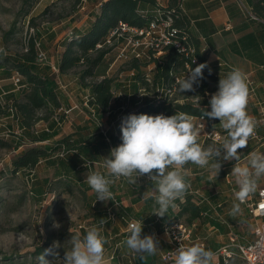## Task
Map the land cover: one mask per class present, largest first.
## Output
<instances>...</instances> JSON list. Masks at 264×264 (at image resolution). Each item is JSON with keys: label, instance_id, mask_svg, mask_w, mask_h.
Segmentation results:
<instances>
[{"label": "trees", "instance_id": "1", "mask_svg": "<svg viewBox=\"0 0 264 264\" xmlns=\"http://www.w3.org/2000/svg\"><path fill=\"white\" fill-rule=\"evenodd\" d=\"M69 1L71 13H77L90 5L93 8L87 14L86 24L74 27L65 38L58 42L57 47L59 46L61 50L55 53L58 57L54 66L60 75L78 70L76 84L82 96L85 95L84 109L89 118L82 124L74 125L73 131L69 134L55 138L60 133L61 122L67 117L63 111L65 94L59 89L55 72L49 61L53 55L47 52L45 40H42L43 34L39 36L36 32L27 38L22 52L8 54L3 49L0 50V148L14 152L7 166L10 176L14 177L22 172L27 180L29 178L30 193L35 197L65 195L79 197L86 201L89 191L94 196L96 194L83 180L85 166L93 167L96 163L103 166V157L108 156L110 149L122 142L120 131L122 118L129 114L163 113L170 116L177 112L198 117L202 115L203 109L211 110L205 97V93L212 90L211 84H218L219 79L225 78L232 68L223 64L216 69L208 66L203 70L204 78L198 86H195L194 92L179 91L175 77L182 75L185 65L189 64L190 69H194L198 64L206 63L205 56L200 50V39L190 32L189 21L183 14V0H166L165 4L158 0ZM246 1L250 5L252 16L264 22V0ZM34 2L36 1L23 0L20 13L24 17L27 18L30 15ZM48 10L49 8L44 9L42 14H47ZM63 16L65 15H60V17ZM152 19L171 21L173 29L171 43L162 45L160 49L144 50L141 57L126 55V69L132 71L130 77L132 95L128 100L120 96L115 98L122 85L109 72L114 61L110 56L112 48L107 45L97 47V44L101 43L110 31L118 27L120 22L142 28ZM33 21V18L28 17L29 23L33 24ZM13 32L14 29L10 33ZM46 34L47 40L52 41L54 33L49 30ZM176 42L180 44V47L175 45ZM182 47L190 48L192 51L185 53L181 50ZM39 51L46 54L47 61L37 60ZM158 51L161 52L157 53ZM15 71L21 76L18 85L11 81ZM173 85H175L174 89ZM156 87L163 88L161 97L138 99L135 96L141 89L152 92L156 90ZM125 102L129 106L122 110ZM207 120L210 121V119ZM40 122L45 124L43 128H37ZM104 123L110 126L105 131L101 130V125ZM214 125L215 123L210 124L212 128ZM198 142L206 145L210 141L199 136ZM184 167L194 170L197 166L189 163ZM39 168H42L44 176H41ZM205 173L208 172L201 170L195 171L193 176L185 175L190 187L182 198L175 201L176 207H170L164 217L152 214L154 210L152 197L144 199L142 210L132 213L130 208L122 205V200L117 195L118 190H128L140 195L147 187L151 186L155 189V185L147 177L138 179L135 184L128 183L125 178L115 181V186L110 188L113 200H109L110 202L106 205H100L102 201H96L97 197L90 199L88 210L92 213L89 215L97 216L100 222L101 219L105 220L106 228L101 229V226H96L102 235L103 231L115 232L110 223L113 219L109 218L107 213L109 208L114 207V217L122 222L124 219L147 220L143 222L142 235L161 232L166 225L169 226L173 222L191 226L196 219L200 218L224 234L228 233V226H230V231L242 239L252 238L254 229L248 228V225L249 227L250 224L252 225L248 219L249 213L232 216L230 212H224L220 206V203L225 201V196L217 192L210 193L207 190L202 192L200 188L192 187L194 183L212 184L220 190L221 187L229 184L227 178L231 176L230 164L221 168L218 176L205 178ZM239 225L246 229L242 227L240 230ZM91 227L93 225L89 228ZM87 230L82 231V238ZM128 235L129 232L119 234L113 242L115 244L121 242L120 247L129 251L123 243ZM200 239L207 240L204 236ZM45 244L50 247L47 241ZM226 244L228 240L222 243L209 240L207 249L216 252L219 264H231V262L246 264L233 247H230L231 256L224 261L219 251ZM44 250V247L38 248L33 255L39 256ZM48 257L50 256L45 258ZM161 257L155 254L140 259L136 256L132 264H168Z\"/></svg>", "mask_w": 264, "mask_h": 264}, {"label": "clouds", "instance_id": "2", "mask_svg": "<svg viewBox=\"0 0 264 264\" xmlns=\"http://www.w3.org/2000/svg\"><path fill=\"white\" fill-rule=\"evenodd\" d=\"M207 63L198 64L183 78L176 81L179 91L194 92L203 77ZM249 88L245 74L233 69L225 78H220L218 90L211 94L210 111L203 109L202 118L218 119L227 132L220 146L202 147L198 142L200 130L193 123V117L184 112L166 116L129 114L122 118L120 125L121 143L110 149L103 157L106 173L89 172L85 182L95 192L96 201L113 200L110 190L115 181L125 178L135 184L147 177L155 185L153 213L164 217L169 208H175V201L182 198L190 185L186 182L184 166L191 163L200 168L209 167L218 176L223 161H239L240 151L248 146L255 134L256 123L247 112ZM223 153V155H222ZM232 175L238 186L230 215L241 213L243 204L257 189V182L264 177V153L249 154L245 166L234 165ZM101 223H105L101 219ZM59 228V224H54ZM143 221H132L128 226L129 235L123 242L140 259L155 255L159 241L155 234L142 235ZM71 249L65 251L63 264H104L107 239L98 227L89 228L81 238L72 236ZM58 242L45 249L38 257L39 264H53L45 257L52 255L59 259ZM214 254L203 245L195 243L188 247H178L174 264H212Z\"/></svg>", "mask_w": 264, "mask_h": 264}, {"label": "crops", "instance_id": "3", "mask_svg": "<svg viewBox=\"0 0 264 264\" xmlns=\"http://www.w3.org/2000/svg\"><path fill=\"white\" fill-rule=\"evenodd\" d=\"M244 2L250 9L249 3L246 0H244ZM182 11L189 21L190 32L200 39V50L205 56V62L210 68L216 69L220 64H223L224 66L241 70L243 73L248 74L252 79L253 91H249L247 112L254 120L257 121L258 124L255 128V133H257V135L262 139L251 137L248 141V146L240 151L239 161H223L221 157L222 168L226 164H230V170H232L234 165L245 166L248 163L250 153H264V22L261 19H257L255 17L252 18V16H248L247 14L243 13L235 0H183ZM207 40H209V42H207ZM59 51L60 50H57V53ZM57 57L58 54H56L55 57L53 55L49 58L51 65L55 64ZM77 71L78 70L70 71L64 75H60L58 71H54L55 78L59 84V89L65 94L63 108L71 109L67 114V117H65V119L61 122L59 126L60 133L55 138L69 134L73 131L74 125L82 124L87 118H89L84 109L85 95L82 96V92H80V90L77 88ZM131 75L132 71L128 70L126 80L116 79V81L121 83L122 88L117 91L115 98L118 96L122 98L125 97L126 100L130 98L132 95L130 91ZM211 89V92H206L209 94L205 95L208 104L211 94L218 90V84L212 83ZM135 96L138 99L143 97L151 98L149 94L146 92H141V90ZM125 103L126 104L122 106V110L129 106L127 102ZM65 123H67V127L64 129L62 124ZM214 123L215 128L218 127L217 129L226 132L221 127L220 121L218 119L213 120V124ZM44 126L45 124L43 122L37 124V128H43ZM109 128L110 126L106 123L101 125V130L103 131ZM209 141L210 142L206 145L201 143L202 147L207 148L209 145L220 146L223 142V140L219 143L213 142L211 140ZM201 170L208 172L205 173V178H212L215 176L212 174V171L209 167L203 169L197 166L194 168V170L190 167H184L183 171L185 175L193 176L195 175V171L200 172ZM93 171L106 173V169L103 168V166L97 165V163L93 167L87 165L85 166V170L83 172V180H85V176L89 172ZM227 180L229 184L224 185L220 188V190H217L212 184L203 185L202 183H192L193 186H191L194 188H200L202 192L207 190L210 193L217 192V194L225 196V201L223 200L224 202H221L220 206L222 210L227 213L230 212L234 202L238 203V201H235L234 193L239 190L232 172L231 176L228 177ZM257 185L256 191L250 194L247 199L256 197L257 190L264 187V177L258 180ZM112 186L115 185L113 184L111 187ZM155 193V189L151 188V186L144 189L143 193L140 195L134 194L128 190L117 191L118 197L122 200V205L130 208L132 213L142 210L144 199L146 197L155 196ZM93 198L95 199L96 196H94L91 191L88 192L86 201L79 198L82 201L84 212V216L82 217L83 221L79 222L83 225V227L79 230L80 232L87 230L92 225H99L101 226V229L106 228L104 223L102 224L100 221H98L97 216L95 217L89 215L92 213V211L88 210V201ZM108 202L110 201L101 202L100 205H106ZM241 209V214L249 213L244 203L241 204ZM248 219L252 222L251 227L253 228L254 220L251 217V214L248 216ZM127 220L124 219L122 222L119 218H116L110 222L112 224L111 226L117 233L111 230H108L107 233L103 231V236L109 243H113L115 248L120 245L121 242L115 244L113 239L119 234L128 232ZM143 222L145 223L147 220H143ZM191 227H193L192 229L194 236H204L207 238V248L209 246V240H215L217 243H222L225 240H228L227 234L220 232L218 228H214V226L210 225L209 222H203L200 218L196 219ZM155 236L159 241L156 254L160 256L162 252L166 251L170 247L168 243L169 238L163 231L156 232ZM127 252V254H129L127 255V261L129 264H132L137 255L131 250ZM217 261H219V257L216 254L213 256L212 264H216Z\"/></svg>", "mask_w": 264, "mask_h": 264}, {"label": "rangeland", "instance_id": "4", "mask_svg": "<svg viewBox=\"0 0 264 264\" xmlns=\"http://www.w3.org/2000/svg\"><path fill=\"white\" fill-rule=\"evenodd\" d=\"M35 1L28 16L34 19L32 24L28 22V17L20 13L23 0H0V50L3 49L8 54L22 52L27 38L37 32L39 36L43 34L42 40H45L48 54L55 55L57 50H61L57 47L58 42L74 27L86 24L87 14L93 8L90 5L77 13H71L69 0ZM48 8V13L42 14ZM13 29L14 32L10 33ZM49 30L54 33L52 41L47 40L46 32ZM124 45L118 39L109 45L112 48L110 56L114 59L109 72L120 80H126L128 72L126 54H130V50L128 46L124 48ZM62 127L65 129L67 123L62 124ZM13 154L12 150L0 148V264H39L38 254L34 256L33 252L41 247L48 249L54 242L60 245L55 249L59 253V259L49 255L47 260L53 261V264H63L65 251L72 247V236L79 235L82 238V232L74 228L83 221L82 201L79 197L65 195L35 197L30 193L29 178L27 180L22 172L14 177L10 176L7 166ZM39 172L44 176L42 168H39ZM54 224H59L60 227L55 228ZM242 227L239 225L238 228ZM248 228H251V224ZM200 238L201 236L199 241L194 242L207 248V240ZM46 241L50 247L46 246ZM120 246L115 248L113 243H107L104 264H129V254Z\"/></svg>", "mask_w": 264, "mask_h": 264}, {"label": "built area", "instance_id": "5", "mask_svg": "<svg viewBox=\"0 0 264 264\" xmlns=\"http://www.w3.org/2000/svg\"><path fill=\"white\" fill-rule=\"evenodd\" d=\"M160 3L165 4L166 0H158ZM238 4V7L241 11L248 16H252L251 10L246 5L244 0H235ZM254 16H252L253 18ZM172 28L171 21L169 19H152L149 21L147 26L142 28L129 26L125 23L120 22L119 26L110 31L107 36L103 39V41L97 44V47H102L104 45L109 46L113 40H122L125 46L129 47L130 55H134L136 57H141L144 54V50L147 49H160L162 45H168L171 43L172 37ZM176 46L180 47L179 43H175ZM182 51L187 53L190 48L186 49L185 47L181 48ZM158 51L157 53H160ZM37 55L38 61H47V56L43 51H39ZM128 55V54H126ZM196 62V60H194ZM53 71H57L56 67L52 64ZM234 68H232L233 70ZM189 64L185 65V70L182 71L181 76H176L175 81L179 79H183L188 72L190 71ZM245 74V73H244ZM228 75V74H227ZM226 75V76H227ZM225 76V77H226ZM246 82L248 84L249 91H253L252 79L248 74H245ZM11 81L18 85L21 81L20 74L15 71L11 77ZM175 85H173V89ZM156 90L149 92L145 89H141V92H146L150 95V97H161L163 95V88L156 87ZM209 93H206L208 95ZM62 109V108H60ZM64 113L67 115L70 111V108L63 109ZM193 123L200 130L199 136H202L203 139H209L213 142L219 143L226 136L227 133L219 130L215 127H211L210 124L213 123V120L208 121L207 118H202V115L198 117H193ZM257 126V121L254 120ZM252 138L262 139L255 133ZM264 139V136H263ZM244 204L246 205L248 212L251 214V217L254 220L253 223V236L250 239H242L232 231L227 233L228 244L224 245L220 249L221 257L224 261H227L228 257L231 256L232 251L230 247L236 249L240 257L245 261L246 264H264V187L257 190V195L254 198L247 199ZM108 217L111 219H116L114 217L113 210L109 208L107 210ZM127 228L132 221L135 220H127ZM83 227L81 223H77V226L74 228L80 230ZM193 227L187 226L181 222H173L171 224L166 225L163 228V232L168 236V243L170 247L161 253L162 260L167 262L168 264H173L175 260L176 250L178 247H188L195 244L194 240L199 241V237L194 236ZM207 249V248H206ZM208 250V249H207ZM216 255V252H212ZM134 255V254H132ZM219 264V261L216 262Z\"/></svg>", "mask_w": 264, "mask_h": 264}]
</instances>
